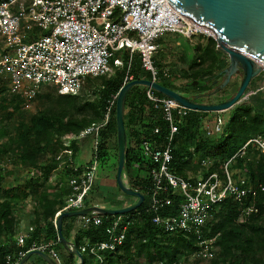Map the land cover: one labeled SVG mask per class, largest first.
Returning <instances> with one entry per match:
<instances>
[{
  "label": "built area",
  "instance_id": "obj_1",
  "mask_svg": "<svg viewBox=\"0 0 264 264\" xmlns=\"http://www.w3.org/2000/svg\"><path fill=\"white\" fill-rule=\"evenodd\" d=\"M203 33L168 0H0V89L18 97L25 110L32 107L45 85H54L62 96H78L89 79L110 78L117 68L124 66L122 55L125 52L128 53V70L138 55L150 80L159 83L161 74L154 54L160 49V38L174 34L192 40ZM163 75L167 76L166 73ZM130 81L133 76H127L123 85ZM145 88L155 118L160 117L167 125L168 133L161 139V127L142 129L141 150L154 165L148 172V202L143 211L134 215L80 217L83 229L105 226L104 241L90 243L85 240L78 247L82 255L92 257L94 264H108L107 252H116L124 245L130 225L142 216L165 233L195 232L200 248L206 245L208 250L210 247L205 244L202 230L215 207L223 203L240 205L241 223L258 212L256 197L264 187L252 183L249 176L237 178L233 161L247 157L251 151L264 156V136L250 137L223 164L222 175L212 170L211 162L206 159L201 161V169L196 174L179 175L171 168L173 150L191 110L166 96H158L153 88ZM117 95L109 101L103 122L92 124L79 135L66 136L64 148L56 156L57 169L71 170L65 179L69 193L54 218L56 229L58 217L63 212L87 208L86 201L96 186L100 169L97 150L101 132L110 121ZM226 124L219 119L212 126H203L202 132L205 137L214 138L223 133ZM88 137L94 141V157L88 164L78 165V156L71 145ZM194 145L195 142L188 149L195 156ZM135 167L139 166L136 164ZM203 169H207L205 174ZM41 174L36 168L27 171L29 179ZM59 184L65 186L63 182ZM176 201L178 214H167ZM34 228L30 224L17 229L18 251L16 256H7L6 264H19L33 250L48 253L57 264H61L59 254L53 249V245L60 242L59 236L56 243L33 244L29 250L23 251Z\"/></svg>",
  "mask_w": 264,
  "mask_h": 264
},
{
  "label": "trees",
  "instance_id": "obj_2",
  "mask_svg": "<svg viewBox=\"0 0 264 264\" xmlns=\"http://www.w3.org/2000/svg\"><path fill=\"white\" fill-rule=\"evenodd\" d=\"M127 60L128 53H126V59H124V66L117 68L115 74L107 79V82L104 84L105 87L101 95V114L98 112V107L90 104L93 116L90 118H77L69 113L71 110L70 106L73 105L74 100L79 95L62 96L58 94L60 103L64 102L68 104L67 107L61 106L58 110L51 112L45 124H40L33 119L30 126L25 124L19 126L17 138L16 140H12V142H16L18 156L23 165H28L30 169H40L42 172L40 177L30 178L28 189L25 190L27 191L26 195L34 203L33 217L30 220V224L34 225L35 228L22 248L23 251L29 250L33 244L38 246L40 244H53L57 242L58 230L55 227L54 218L56 213L63 207L65 197L69 193V190L65 188L66 190H63L61 195L48 194L50 191L49 186L43 185L49 182L53 172L58 168L59 163L56 160V156L64 148L63 142L58 150H53L50 164L46 163L44 165L39 164L36 159L39 145L41 143L51 144L54 137L79 135L80 132L92 124L103 122V115L109 101L118 94L127 76H133V80L151 79L150 75L142 69L140 58L132 61L130 70L126 66ZM199 61L196 64L199 70L193 75V82L198 81L200 84L208 85L215 84L227 76L225 70L229 66L228 56L216 47L215 44L209 45L204 49ZM209 62H211L210 65H206ZM156 65L159 69L157 63ZM159 72L161 74L159 84L172 89V87L164 83L163 73L160 70ZM143 73L145 76H143ZM143 88L144 90L141 92ZM145 91V87H133L127 95L124 108L127 135L124 172L126 173L127 170L133 168L131 173L134 179L131 180L132 188L145 196V202L142 206L133 212L127 213V215H134L143 211L148 202L147 186L150 185L148 172L154 165L141 150L142 129L148 127L152 130L156 126L161 127V139L168 133L167 125L160 117L155 118L152 106L146 99ZM0 92L3 93L1 95H4L6 100L7 96L11 97L8 100L14 104L15 109H22L21 101L18 97L7 93L4 89H0ZM156 94L164 97L160 93ZM256 109L250 104H236L230 109V119L223 133L214 138L205 137L202 129H200L201 118L207 115L208 112L191 110L187 124L181 127L175 141L171 164L172 170L179 175L188 177L189 172L196 174L201 169V161L206 159L211 162V169L220 172L222 175L221 168L223 164L233 157L250 137L258 134L264 136V116L260 114L258 109L257 112ZM254 112L260 115L259 118L250 117ZM199 115L201 117L197 118ZM115 118L116 102L111 109L110 121L106 129L101 132L97 150V158L100 165L112 159L107 146L110 136L106 130L110 132L115 129L117 131ZM130 138L134 139L135 147L129 145ZM193 142H195V156L188 149L192 147ZM80 146V142L72 143L71 147L75 152V156L79 155ZM200 151L203 153L202 156L200 155ZM249 154L245 158H237L233 161L234 175L238 177L249 176L252 183L264 187V156L258 155L255 157L249 156ZM187 156L189 157L186 158ZM196 156L201 159L199 163L193 162ZM115 160L118 164V153ZM136 164L139 166L138 168L134 167ZM202 172L204 173L205 170L203 169ZM70 174L71 170H64L65 178L70 176ZM114 184L120 190L116 180ZM60 187L63 188L64 186ZM7 199H10V201ZM11 199L14 201L12 202ZM17 200L18 196L12 194L8 188H5L0 179V240L3 239L0 243V264H6L7 256H16L18 251L15 234L20 227V222L14 212L17 205L15 201ZM256 205L258 212L252 214L249 220L244 223L239 222L240 205L238 204H219L210 212V219L202 230L203 236H206L208 239H215L219 234V238L215 239L214 245L222 250L219 257L225 259L228 264H264V258L262 257L264 256V191L262 190H259L257 194ZM86 206H93L89 203L88 199ZM123 207L126 206H119L118 208ZM169 213L173 215L178 214V201L174 203L172 208L168 209L167 214ZM112 218L110 217L109 219ZM77 219L78 217L63 218L62 233L65 238L70 240L72 231L76 230L75 222H77ZM85 240H89L90 243L104 241L105 226L89 228L80 232L76 231L73 242L77 247L83 244ZM198 244L199 239L195 232L183 234L165 233L153 225L146 216H142L130 225L124 245L120 246L116 252H107L106 260L117 264H138L140 259L145 258L149 260V263L156 261L158 263L167 262L173 264L177 263V258L181 255L194 253L199 249ZM62 247L64 245L61 241L53 245V249L60 256L61 264H76V256L68 252L67 249L66 255L62 254ZM152 248L155 250L154 253L151 252ZM83 257L84 264H94L91 256L86 255V257ZM38 258L46 264L41 257Z\"/></svg>",
  "mask_w": 264,
  "mask_h": 264
},
{
  "label": "rangeland",
  "instance_id": "obj_3",
  "mask_svg": "<svg viewBox=\"0 0 264 264\" xmlns=\"http://www.w3.org/2000/svg\"><path fill=\"white\" fill-rule=\"evenodd\" d=\"M213 44L217 47L216 39L207 33H203V35L197 36L192 40H188L174 34H167L165 37L162 36L159 40L160 49L154 54V61L158 64L159 70L163 74H167L166 77L162 74L165 79L164 83L183 96L187 97L188 95L194 102L201 104L220 103L226 101L225 99L228 100L235 96L243 78V73L239 70L232 76L226 85L224 83L227 76L215 84H201L193 86L191 83L194 80L192 78L193 75H195V72L199 70V67H197L196 64L200 62V55L203 54V51L207 46ZM1 47L2 45L0 42V49ZM126 53L127 52L123 53L122 58L126 59ZM134 59V61H136L139 59V56H135ZM210 63L211 62L206 65H210ZM143 76H145L144 73ZM107 79L109 78L106 77L88 80L81 94L74 100L73 105L70 106L71 110L69 114H72L77 118H90L93 116L90 104L98 107V112L100 113V106L102 102L101 95ZM135 87L142 88L144 86ZM143 90L144 88L141 92H143ZM1 94L3 93L0 92V179L2 180V184L5 188H8L12 194L18 196V200L15 201L17 202V205L14 212L19 219L20 226L24 227L30 225L34 209V203L30 200V197L26 195L27 191H25L28 189V184L30 182V179L27 177V171L30 168L28 165H23L21 162L18 156L19 153L16 152V142H12V140H16L17 132L21 124L30 126L33 119L40 124H45L47 118L51 115V112L58 110L61 106L67 107L68 104H65L64 102L60 103L58 96L59 93L54 85L43 86L40 89V93L38 94L32 107L28 110L21 108L15 109L14 104L8 100L11 97L7 96L6 100V97ZM199 96L201 98L194 100V98ZM239 104H250L252 107L257 108L260 114L264 116V71L251 81ZM257 109L256 111L258 112ZM257 112L252 113L250 117L259 118L260 115ZM230 115V110L222 112H208L207 115L202 116L201 118L200 129L207 124L210 126L214 125L219 119L228 123ZM199 117L201 116H197V118ZM105 129L106 127L103 128V130ZM106 131L110 136L107 146L112 159L105 162L103 165H100L97 183L94 191L91 193V196H89L88 201L93 206L100 205L107 208H118L119 206H127L134 203L136 198L125 195L121 190H118L114 184L118 171V164L115 160L116 154L118 153L117 131H115V129L110 132L108 130ZM65 137L66 136L54 137L51 144L41 143L38 147V153L36 155L37 162L42 165L46 163L50 164L53 157V150L59 149L60 145H62L61 143L65 142ZM80 145V153L76 158L77 164L86 165L90 162V160L92 161L94 157V141L91 137H88L83 139V141L80 142ZM129 145L135 147L134 139H129ZM202 154V151H200L201 156ZM249 156L256 157L258 154L255 151H251ZM200 160L201 159L196 156L195 159H193V162L199 163ZM204 170L206 171L207 169ZM132 171L133 168L127 170L126 173L124 172L125 182L131 188V180H134L131 174ZM188 174L194 175L193 172H189ZM51 177L52 179H49V182H46V184L44 183L43 185L47 187L49 186L48 188H50V191L48 194L61 195L62 191L67 188V184H65L66 178L64 176V170L57 169L53 172ZM236 177L239 178L238 176ZM59 182H63L65 186L61 188L59 186ZM7 200L10 201V199ZM13 201L14 200H12V202ZM209 219L210 217L208 220ZM75 229L77 232L86 230L83 229L81 227V223L78 222H75ZM203 238L206 240L205 244H207L210 249L207 250L206 245L200 248V245L198 244L199 249H197L194 253L184 254L177 258V264H228L225 259L219 257L222 250L214 245V241L219 238V234L215 239H208L206 236H203ZM2 240L3 239L0 240V243ZM61 250H63L62 254L66 255V248L62 247ZM131 251L133 252V250ZM151 252L154 253L155 250L152 248ZM83 256L86 257V255ZM262 257L264 258V256ZM39 262L41 263V260ZM107 263L117 264L115 262L110 263L108 260ZM138 264L169 263H158L156 261L149 263L148 259L142 258L138 261Z\"/></svg>",
  "mask_w": 264,
  "mask_h": 264
},
{
  "label": "water",
  "instance_id": "obj_4",
  "mask_svg": "<svg viewBox=\"0 0 264 264\" xmlns=\"http://www.w3.org/2000/svg\"><path fill=\"white\" fill-rule=\"evenodd\" d=\"M171 6L185 18L194 22L217 41V47L228 56L229 66L225 70L230 81L239 69L243 72L240 87L232 98L212 104L196 103L192 99L148 79L133 80L123 85L116 100V123L118 141V171L116 182L119 189L127 196L136 198V202L123 208H107L94 205L80 210L63 212L57 220L60 241L68 252L77 258L76 264H84V257L77 245L64 237L62 221L64 217H81L100 214L116 216L133 212L140 208L145 196L133 190L125 182L124 169L127 148V135L124 119V108L128 93L135 86L153 88L158 93L178 102L192 111L222 112L230 110L240 103L251 81L264 71V0H168ZM193 86L201 85L198 81ZM37 255L47 264H57L47 253L33 250L19 264H27L28 260Z\"/></svg>",
  "mask_w": 264,
  "mask_h": 264
},
{
  "label": "crops",
  "instance_id": "obj_5",
  "mask_svg": "<svg viewBox=\"0 0 264 264\" xmlns=\"http://www.w3.org/2000/svg\"><path fill=\"white\" fill-rule=\"evenodd\" d=\"M80 219V217H78V219H77V222L78 223H80V221L81 220H79ZM75 236H76V230H73L72 231V233H71V237H70V240L71 241H74V238H75ZM48 254V253H47ZM39 256H37V255H33L29 260H28V262H27V264H44L43 262H39L40 260H39V258H38ZM77 259V258H76ZM47 264V263H46Z\"/></svg>",
  "mask_w": 264,
  "mask_h": 264
},
{
  "label": "flooded vegetation",
  "instance_id": "obj_6",
  "mask_svg": "<svg viewBox=\"0 0 264 264\" xmlns=\"http://www.w3.org/2000/svg\"><path fill=\"white\" fill-rule=\"evenodd\" d=\"M239 71H242V70L239 69ZM242 73H243V72H242ZM187 97L190 98V96H188V95H187ZM199 98H201V97H200V96H199V97H196V98H194V100H197V99H199Z\"/></svg>",
  "mask_w": 264,
  "mask_h": 264
},
{
  "label": "bare ground",
  "instance_id": "obj_7",
  "mask_svg": "<svg viewBox=\"0 0 264 264\" xmlns=\"http://www.w3.org/2000/svg\"><path fill=\"white\" fill-rule=\"evenodd\" d=\"M204 33H207L205 30L201 29Z\"/></svg>",
  "mask_w": 264,
  "mask_h": 264
}]
</instances>
